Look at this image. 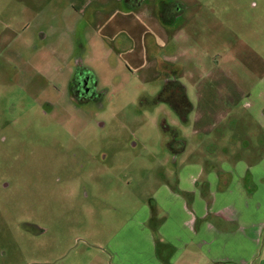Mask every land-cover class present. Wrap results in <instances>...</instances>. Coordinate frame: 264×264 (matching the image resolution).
Returning a JSON list of instances; mask_svg holds the SVG:
<instances>
[{
	"label": "rangeland",
	"instance_id": "374dc122",
	"mask_svg": "<svg viewBox=\"0 0 264 264\" xmlns=\"http://www.w3.org/2000/svg\"><path fill=\"white\" fill-rule=\"evenodd\" d=\"M138 1L0 0V264H264V233L254 257L245 238L261 212L214 214L264 192H181L188 161L203 162L190 155L216 157L189 151L167 99L183 88L194 111L211 102L238 118L264 105V0H157L172 3L160 19ZM211 72L229 74L232 100L202 84ZM77 79L91 89L82 102Z\"/></svg>",
	"mask_w": 264,
	"mask_h": 264
},
{
	"label": "crops",
	"instance_id": "0c3cea01",
	"mask_svg": "<svg viewBox=\"0 0 264 264\" xmlns=\"http://www.w3.org/2000/svg\"><path fill=\"white\" fill-rule=\"evenodd\" d=\"M78 1L80 5L84 6L88 1L91 0ZM133 1L134 4L132 5L129 2L127 3L126 0V6L129 7V10L132 7L136 8V6H139V4L135 3L138 0ZM156 1L157 0H142V3L148 2L147 5H144L148 17L153 18L154 16H158L160 19L162 17L169 16L172 10V3L162 1L159 4V2L156 3ZM138 3H140V1H138ZM158 4L161 7H159ZM141 13H143V10L139 11L138 15H141ZM233 52L234 51H232V53ZM238 55L239 53L237 52L233 53L234 58H236ZM215 73L216 74H213L211 72L210 74H207L205 77L207 80H205V83L202 84L208 85L210 81L218 82V90L228 91L229 99L232 100L238 90L230 89L226 87V84L221 82L223 80H227V77L231 80L229 74H221L222 72ZM262 82L263 86L260 88V90H258V95L264 94V78ZM252 92L255 94L256 90H253ZM198 95L201 96L199 92ZM233 101L235 103V99ZM208 106L214 107L215 105L211 104L210 102ZM243 106V108L247 110L246 112L248 116L245 118L244 116H239L241 119H239L236 114H234L236 107H234L233 110H226L223 114L221 113V108L218 107V105L216 106L218 107L216 110V107L213 109L206 107L208 110L206 108L203 109L201 107L204 106L201 105L194 111L191 103L186 100L183 88H181V95L179 96V99H177L173 105H170V109L175 113L180 124H186V142L184 145H186L187 148L192 147L189 150L191 151L197 149L200 146L205 150L209 144L208 148L212 149L211 154L216 157V159H213L212 157H205L201 153V159H198V155L192 156L189 153V159L202 160L203 162L201 163V166L198 163L191 162L190 160L188 161L185 179H181V183L177 181V185L180 186L178 189H180L181 192L188 193L193 191V189H195V185L200 183L203 186L213 185L212 188L219 187L221 189H226L231 185L237 186V188L246 186V189L255 193L264 192V189L258 190L261 185L264 186V105L258 104L252 107L253 105L245 104ZM183 108L186 110L185 112L181 113ZM192 111H194V116L190 119L188 118V114ZM227 118L233 119L231 122H228L229 119ZM243 118H248L249 121L245 120V122H242V120H244ZM188 128L191 131L190 133L187 132ZM249 128L251 130H249ZM239 130L242 133L241 135H239ZM190 136L193 138H190ZM194 138L196 140L195 146L194 143L189 142ZM182 149L183 146L181 144L177 151L180 152ZM211 154H208V156H211ZM210 162L214 164L218 162L222 164V168L216 171L214 170L216 169L215 165H212ZM179 173L182 174V171L180 170L177 174ZM203 176V180L199 181ZM201 201V198H197L196 203L194 204H196L197 207L200 206V208H204L206 210L208 207L211 208L209 203H206L205 206L200 205ZM235 202L236 203L233 205L229 204V206L225 205L216 209L214 214L222 216L221 218L224 222L236 223V218L242 221L243 218L247 216L245 213H249L248 210L237 213V210H234L233 208H236L238 205L244 209H249L250 213H262H260L258 216H255L256 219H261V221L257 223V228L251 234L245 237L254 246L253 252L251 253L252 255L250 256L254 257L257 252L261 235L264 233L263 226H260L262 224H259L264 221V202L258 198H255L254 201H248L246 199L244 200L243 195H238V199ZM250 203L252 209L250 208ZM212 207L213 209L217 208L216 202L212 203ZM225 210H227L228 213L227 215L223 216L221 212ZM257 224L255 223V225ZM239 238L244 240L242 235H240ZM200 246L205 247L207 244H201Z\"/></svg>",
	"mask_w": 264,
	"mask_h": 264
},
{
	"label": "flooded vegetation",
	"instance_id": "af4514ba",
	"mask_svg": "<svg viewBox=\"0 0 264 264\" xmlns=\"http://www.w3.org/2000/svg\"><path fill=\"white\" fill-rule=\"evenodd\" d=\"M90 87L87 86L86 84V81L85 80H78L77 79V82L74 84L73 88L71 89V95L73 98H77L78 101L80 100V102L82 101H85L88 99L89 95L91 94V91H90ZM162 97V96H161ZM166 99V98H164ZM170 100L169 102V105H173V103L177 100V99H170V98H167ZM167 101V100H165Z\"/></svg>",
	"mask_w": 264,
	"mask_h": 264
}]
</instances>
